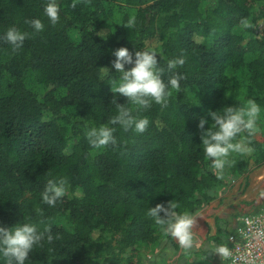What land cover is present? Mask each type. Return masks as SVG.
Segmentation results:
<instances>
[{
    "label": "trees",
    "instance_id": "16d2710c",
    "mask_svg": "<svg viewBox=\"0 0 264 264\" xmlns=\"http://www.w3.org/2000/svg\"><path fill=\"white\" fill-rule=\"evenodd\" d=\"M46 2L0 0V36L9 28L29 34L16 51L0 40V227L25 218L51 227L53 242L42 241L28 264H158L156 255L165 261V249L180 247L148 207L174 200L177 211L195 215L250 170V159L264 164V138L254 136L252 154H231L218 179L197 127L209 111L253 99L264 134V0H58L55 25L44 15ZM34 18L44 23L42 32L26 23ZM119 47L155 48L165 68L183 54L176 71L184 79L166 107L153 103L141 113L149 119L145 132L116 125V145L95 149L85 131L116 114L100 68L118 75L112 61ZM60 177L67 193L49 207L41 193ZM223 223L217 215L215 247L224 237L228 246L234 232ZM200 252L212 261L213 249ZM191 253L182 249L178 264H194Z\"/></svg>",
    "mask_w": 264,
    "mask_h": 264
},
{
    "label": "clouds",
    "instance_id": "9594fccd",
    "mask_svg": "<svg viewBox=\"0 0 264 264\" xmlns=\"http://www.w3.org/2000/svg\"><path fill=\"white\" fill-rule=\"evenodd\" d=\"M60 11L58 0H47L44 5V15L52 25L58 23ZM26 23L34 33L42 32L45 28L39 18ZM134 24L135 18L132 17L124 26L132 29ZM244 26L250 27L247 22ZM28 38V33L16 28H9L0 36V40L10 44L13 51L23 47ZM113 55L115 59L112 61V68L118 75L114 76L107 67L100 69L101 79L107 78L111 83L110 90L114 93L112 103L116 114L110 117L108 123L99 127L92 126L85 131V139L95 149L109 144L116 145V125L125 131L132 129L136 133L145 132L149 119L141 113L150 109L153 103L166 107L172 91L177 93L181 89L180 81L184 79L183 74L176 71L185 63L183 54L169 59L166 68L159 65V52L155 48L130 52L127 47H119ZM166 73H171L167 79ZM117 95L126 97V102L118 103ZM261 111V106L249 99L245 104L228 105L222 112L209 111L207 118L199 120L197 127L200 131V143L210 161V170L218 179L224 177L226 168L231 165V154L248 156L254 151L251 146L252 138L258 131ZM67 189V178L49 179L41 193V201L54 207L66 195ZM178 208V202L169 200L166 204L157 203L154 207H148L147 215L168 236L175 239L181 249L189 250L195 243L196 216L188 211H177ZM53 239L50 226L45 225L41 230L30 218L9 227H0V264H28L30 253L41 246L42 241L47 240L51 244ZM214 251L225 258L231 256L226 244L216 246ZM148 259L151 260L152 257L149 256Z\"/></svg>",
    "mask_w": 264,
    "mask_h": 264
},
{
    "label": "rangeland",
    "instance_id": "374dc122",
    "mask_svg": "<svg viewBox=\"0 0 264 264\" xmlns=\"http://www.w3.org/2000/svg\"><path fill=\"white\" fill-rule=\"evenodd\" d=\"M262 28H264V22H261L258 26V31H260ZM255 138L259 141H262L264 138V134L257 132L255 134ZM249 167L250 170L243 176H240L238 178H231L229 187L223 191L219 197H217L215 200H212L207 208L202 207L198 212L194 215L196 216V223L194 225V236H195V243L192 249L189 250H183V252H192L187 259H193L197 263L194 264H212L209 262V258H206L208 260H203L201 257H203L201 250L207 248L205 247V239L206 235L210 231L207 230V225L202 222V218L204 217V214L206 215L207 220H211L212 217L209 216V212L214 214H220V215H226L227 213L231 212L233 208H235V205L237 206V202L240 200H245L247 202H252L253 200H262L264 199V164L262 165H254V160L250 159L249 161ZM227 181L229 178H226ZM244 187V188H243ZM257 202V201H256ZM232 203V205H231ZM241 206H244L243 204ZM208 211V212H207ZM228 217V216H227ZM226 217V218H227ZM203 227L206 228V230H203ZM199 228V229H198ZM196 229H198L196 231ZM211 229V228H210ZM224 229H227V226L224 225ZM206 234V235H205ZM208 234V235H209ZM222 235H225V231L223 230ZM173 239V238H172ZM175 242L176 240L173 239ZM201 243V244H200ZM213 244V243H212ZM209 250L211 248H208ZM213 249V248H212ZM166 252L165 255V261H163L161 258L162 256L156 255L155 258L158 261V264H164L168 261H171L174 264H178V261L176 260L178 258L179 253L182 251L180 248L177 252H172V249L167 248L164 250ZM164 257V256H163ZM212 258H214V255H212Z\"/></svg>",
    "mask_w": 264,
    "mask_h": 264
},
{
    "label": "built area",
    "instance_id": "2783aa9c",
    "mask_svg": "<svg viewBox=\"0 0 264 264\" xmlns=\"http://www.w3.org/2000/svg\"><path fill=\"white\" fill-rule=\"evenodd\" d=\"M227 240L231 251L227 264H264V210L238 216Z\"/></svg>",
    "mask_w": 264,
    "mask_h": 264
},
{
    "label": "crops",
    "instance_id": "0c3cea01",
    "mask_svg": "<svg viewBox=\"0 0 264 264\" xmlns=\"http://www.w3.org/2000/svg\"><path fill=\"white\" fill-rule=\"evenodd\" d=\"M263 202H264V199H263ZM263 202H262V200H259V201L258 200H255V201L253 200L252 202H247L245 200H240V201L237 202V206L235 205V208H233L232 211L229 212V213H227L226 215H220V214H214L213 215V213L209 212V216L212 217L211 220L210 219L207 220V218H206V215L207 214L206 215L204 214V217L205 218H202V222L205 223V225H207V230L210 231V234L208 233L209 235L208 234L207 235L205 234L206 235V239H205L204 243L206 245L205 247L211 248V249L213 248L214 258H211L212 259L211 262H213L214 264H227V261L225 260V257L219 256L218 254H215V251H214V249H215V246L214 245L218 244V243H216L214 241V238H216V236H215V234H216L215 217L217 215H219L220 218H221V220L223 219V221H224L223 224L224 225L226 223L229 224L231 226L232 231H234L235 230V226H236V222H237V217L240 216L241 214L257 212V209L258 208H260V210H264L263 207L260 206L261 203H263ZM242 204L244 206H241ZM231 205H232V203H231ZM207 207H208V204L205 205L204 208H207ZM224 225L222 226V228H224ZM225 226H227V225H225ZM198 229H196V231ZM204 230H206V228L203 227V230L202 231H204ZM207 230H206V232H207ZM209 237L213 239V242L211 240H208L207 239ZM225 241L226 240H225V237H224V242H223L224 245L226 244Z\"/></svg>",
    "mask_w": 264,
    "mask_h": 264
}]
</instances>
